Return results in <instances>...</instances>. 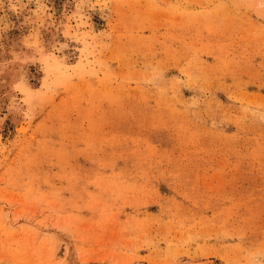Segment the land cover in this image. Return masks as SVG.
Here are the masks:
<instances>
[{"label": "rangeland", "instance_id": "374dc122", "mask_svg": "<svg viewBox=\"0 0 264 264\" xmlns=\"http://www.w3.org/2000/svg\"><path fill=\"white\" fill-rule=\"evenodd\" d=\"M139 262L264 264V0H0V264Z\"/></svg>", "mask_w": 264, "mask_h": 264}, {"label": "bare ground", "instance_id": "6f19581e", "mask_svg": "<svg viewBox=\"0 0 264 264\" xmlns=\"http://www.w3.org/2000/svg\"><path fill=\"white\" fill-rule=\"evenodd\" d=\"M12 45H14V47H19L18 49L19 50H21L22 51V47L23 46H21V44L19 43V42H17V41H15V43H13ZM18 50V51H19ZM24 50V49H23ZM21 68H22V63L20 62V61H14V62H11V64H10V66L7 68V71L8 72H10V74H13V75H15V76H13L12 77V79H11V77L10 78H8V79H11V80H13L11 83L9 82V84H11V86H12V84L15 82V80H17V78L19 77V75H20V71H21ZM7 71H6V73H7ZM5 84V83H4ZM6 85V84H5ZM10 86V85H9ZM2 87H5L4 85L2 86ZM4 90H6V89H4ZM11 92L10 91H8L7 92V94H10ZM185 261V260H184ZM188 262V261H187ZM183 263V262H182ZM181 263V264H182ZM189 263V262H188ZM136 264H142L141 262H139V263H136ZM191 264V263H190Z\"/></svg>", "mask_w": 264, "mask_h": 264}]
</instances>
